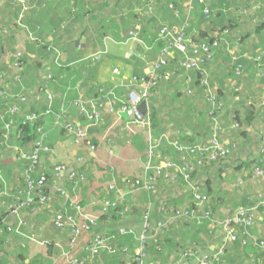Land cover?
<instances>
[{
  "label": "trees",
  "instance_id": "16d2710c",
  "mask_svg": "<svg viewBox=\"0 0 264 264\" xmlns=\"http://www.w3.org/2000/svg\"><path fill=\"white\" fill-rule=\"evenodd\" d=\"M174 2L175 6L173 5V7L176 12V9H180L177 8V1ZM201 5H203V12L198 17L200 23L206 21L211 24L215 23L217 20L210 18L213 10L210 17H207L204 13L207 7L210 9L212 7L207 3ZM0 13H2V7H0ZM190 14L192 15L191 11ZM149 16L142 15V18L139 19L143 20ZM174 17H176V14H174ZM189 19L190 15L186 14L183 23H189ZM216 25L219 28L208 25L203 27L204 29L199 30L200 33L194 32V34H191L188 29L186 33L195 43L206 41L210 45L213 61L204 60L201 63L203 69L208 71L209 66L216 60L219 51H223L229 59H232L233 55L229 49L234 47L236 43L237 46L240 45L241 42V36L237 35V26L235 24L227 22ZM207 27H210V29ZM0 32H3L1 27ZM159 40L161 48L168 46L167 40L160 39V37ZM40 47L42 53L40 61L30 62L27 55L21 53L23 57L21 60L22 67L15 72L17 74L20 72L22 76L20 83H24L23 87L25 90L22 94L25 95V93H28L27 91L32 93L24 96V102L20 104V112L12 115L8 108V104L13 105L15 103L13 96L5 95L0 103V106H2V109L0 107V264H39V262L40 264H45V259L38 258L43 254L37 256V258H30L24 254L25 252L33 253L32 248L29 249L30 243L24 245L22 240L24 238L28 240L30 235H34L37 238L41 235L40 238L48 241L46 247L50 252L58 249L56 243H60L66 248L67 257L60 256L62 259H55L56 264H70V260L74 258L83 260L86 264H101L103 262L108 264H135L134 260L138 256L136 251L141 243L139 242L140 237H138V243L135 244V228L129 225L128 222L118 223L114 216L117 215L119 219L125 218L128 215L139 213L140 209L137 208L136 202L132 204L133 197L130 196L123 200L121 192H119L120 184L115 170L112 169L116 174L115 176L113 175V178H117V183H107L105 185L102 192L107 191L109 195L102 198L101 214H93L96 222L92 224L90 220L82 218V212L92 213L87 210L82 199H77L74 196L73 187L82 186L91 176L95 177V174H88L84 170L78 171V168L72 167L69 163L63 161H57L56 163L47 162V157L44 153L51 147V143L49 141V132L45 130V119L49 116L46 111L51 109L53 112L54 100L58 96L57 93L50 89L54 83V78L57 76L55 75L56 72L49 68L48 58L49 60L51 57L58 59L55 51H61L62 53V49L48 43H42ZM174 53L182 57L179 51L176 50ZM17 60L18 57L12 66L14 69L16 68ZM252 65L255 66L257 63L253 62L250 66ZM177 68L183 71V80L187 74L194 76L191 83L185 84V88L194 89L195 86L199 87L202 99L209 105L206 111L207 116L211 119H209L210 121L206 128H203L201 135L197 134L194 139L183 141L176 136L170 135L164 128L159 127L160 111L157 107L151 106L149 117L154 122L152 133L154 135L156 132L157 134L160 133L156 137L163 138L159 149L160 152H163L164 147L169 146L168 142L171 140L188 146L208 143L212 140V135H218L221 142L226 139L230 140L223 145L227 153L224 155L219 152L214 159H211L208 153H205L206 151H198L199 153L193 162L195 168L188 174V177L180 171L177 172L179 182L167 181L162 178L158 180V183L159 181H164L165 184H169V191L178 192L181 196L177 197L178 199L176 197H164L165 195L163 196L161 191H157L158 183L152 189H139L141 185L137 183V177L129 176L122 180V183L132 196L142 193V198H145V203L143 202L142 206L143 224L145 225L148 219H150L152 226H158L163 223L158 232L149 233L146 238L144 248L148 255L146 257L148 264H163L167 262L172 249H176L178 251L177 256L179 255V259H177V256L175 258L173 254L171 255V257L175 258L173 264H181V255L188 249L194 248L200 255L210 254L222 245L223 230L210 231L209 227H206V223L197 224L193 216H202L204 212L209 211L210 215L218 221H225L229 218L233 220L239 210L251 207H256L254 226L245 227L237 223L234 224L233 230L236 238L227 245L224 255L219 257L215 264H264V253L258 246L253 244L252 239L248 240V244H244V240L250 236L264 241V96L261 101L257 103L254 101L251 104L246 102L242 104L240 101L235 100L236 103H233V107H229V99L226 101L224 94L216 90L214 83L217 78L213 77L210 71L206 74L198 70L189 72L180 69L178 65L177 67H172V64H170V69L174 75L179 72ZM164 71H167L166 67ZM242 72L241 75L244 74L245 68ZM260 74L261 76L264 75L263 67L260 69ZM26 76H29V78L25 79ZM140 76L143 77L144 75ZM145 76L149 79L147 75ZM173 78L174 76L166 83H171ZM202 79L205 82V86L202 84ZM8 83H10L9 87H12V81L10 80ZM26 84L31 86V90L34 91L28 89ZM209 87H212V93L217 96L218 105L221 104L220 108L214 106L208 100L207 89ZM35 92L36 96L33 95ZM151 93L153 94L154 91L152 90ZM186 95L192 96L187 92ZM233 96L237 98L236 92ZM35 97H37L38 101L40 97L43 102L46 101V104L42 106L40 104L36 105ZM182 97L184 96L182 95ZM75 101L77 100L72 102L74 103ZM227 106L229 108L227 109V121H225L224 116H219L217 113L222 114ZM27 116H33V119L28 120ZM64 119H67L66 116H64ZM102 122L100 121L99 123L103 124ZM260 122H263V128L261 127V131H258L255 127ZM134 123L136 122L128 119L127 123H124L123 128ZM79 127L78 122L72 130L67 126L65 120L61 123V129L65 133L71 130V135L75 137V144L78 147L75 149L77 155L73 157H79L76 161L80 162L81 157L84 160L89 159L86 162L87 164H92L93 159L91 158L94 156L92 153L97 149V145L94 143L88 144L84 137L80 138L77 133ZM160 128L161 131L158 132ZM225 131H231V137ZM5 134L8 139H6L5 143H2L1 140H3ZM166 137H169L168 142ZM110 138L109 135L106 136L104 139L106 144L109 143ZM239 140L248 148L251 146L252 150L256 149L254 153L251 151L250 153H240ZM5 144L8 145L6 148ZM146 146L145 141L141 142L139 150L142 151ZM81 161L84 162L82 159ZM60 165H65L66 168L69 167L68 171L63 172L64 175L55 173ZM72 173L75 174L74 179L70 176ZM186 178L195 187H199L202 190L206 197L204 200L194 197L192 185L185 180ZM141 181L143 182V179ZM176 183L178 184L174 185ZM182 187L184 195H182ZM186 193L189 194L186 195ZM101 195L104 194L102 193ZM154 197L158 198L160 203V217L158 216L155 222L150 217L152 204L149 203V200ZM183 198L186 201L179 205L184 200ZM138 203L142 204V199ZM60 214L67 220L64 228H58L55 223L56 215ZM172 214L177 215V217L170 218ZM69 218H71V221H68ZM185 221H189L192 228ZM44 223L45 225H43ZM83 223L90 224V228L83 229L84 233L78 238L77 243L71 245L74 226L82 227ZM42 227L44 229L41 230ZM122 228L134 229V234H123L120 231ZM201 235L204 239L202 238L199 241L197 237ZM188 236H191L192 244L186 245V241L183 238ZM97 237L109 238V245L113 246L116 252L113 254L106 250L98 253L91 252L89 247ZM127 237L134 239L129 241L133 243L126 241ZM85 238L86 241L84 243ZM211 244L217 245V247L209 248L208 246Z\"/></svg>",
  "mask_w": 264,
  "mask_h": 264
},
{
  "label": "crops",
  "instance_id": "0c3cea01",
  "mask_svg": "<svg viewBox=\"0 0 264 264\" xmlns=\"http://www.w3.org/2000/svg\"><path fill=\"white\" fill-rule=\"evenodd\" d=\"M174 1H177L178 7H176L180 9H176V12L173 7V5L175 6V4H173L175 3ZM202 1L203 0H159L154 6L151 16L140 20L139 18H142V15L144 16V10L146 9L144 0H25V6L29 8L24 14L23 23L28 25V27L26 26L25 28L21 26L20 23H17L22 5H18L14 0H2L0 2V7H2L0 27L3 29V32H0V56L2 57L4 55L5 57L2 60V66H0V73H5L9 68H13L12 66L19 53L24 55L27 53V51L24 52V49L18 48V50H16L17 53L9 59L7 58L5 45L12 42L16 44L23 43L25 42V39L27 41V46L30 45L29 43L33 41V36L27 33L30 30L38 34L37 38L45 40V43L56 45V47L62 49L61 59H53L51 56L50 60L48 58L49 68L55 71V75L57 76L54 78V83L51 85L50 89L58 94L57 98L54 100V108L51 107L53 112L45 119V130L47 128L46 131L49 132V141L52 146V151L49 153L50 156L57 158L58 161L62 160L65 162V160H68L69 165L72 167L75 166L78 168V171L84 170L85 172H88V174L94 173L96 175L97 170L93 167V164L86 163L89 159L84 160L80 157V162H77L76 160L79 157H73L77 155L75 148L77 149L78 146L71 144L69 141L70 136L67 132L65 133L64 130L61 129V124L55 128V119H57L58 115L64 111L66 112L64 113V116H66L67 119L73 118V120L78 122L81 127L88 129L87 132L89 131V133L87 134L86 132L84 140H86L88 144L94 143L97 145V149L92 153L94 156L91 159L98 162V152L103 151L106 155L108 154L109 150L105 147L109 143L106 144L104 141L108 133H105V129L101 127H89L90 125L87 118L80 112L81 107L74 106L72 101L82 100L89 104V101L92 100L91 98H96L98 93H103L101 90H110L111 93H115L114 98H112L111 101L106 102L107 104L102 107V110L104 111L105 119L109 118L113 120L109 132L111 133L114 131L116 133L118 139L115 140V143L118 144L122 142L120 136H124L123 133L126 132L123 126L127 123V120L130 119L129 110L125 109L130 103V95L128 93L129 89H131L130 79L135 75H146L154 70L153 63L157 59L161 50L158 31L160 26L164 23L171 25L175 23L182 24L186 14H189L190 22L185 23L184 25H187L186 29L190 30L191 34H194V32L200 33L199 30L204 29L203 27L208 25L219 28L216 24L221 25L222 23L232 22L237 26V35L241 36L240 45L237 46L236 43L234 47H239V51L242 50L247 56L252 58L253 56L250 55L251 52L253 54L262 53V56H264V0ZM204 3H207L212 7L213 14L210 18L217 20L213 24L207 21L200 23V20L198 19L199 14L203 12V5L201 4ZM190 11L192 15L190 14ZM173 13L176 14L177 18L174 17ZM137 22L141 23V30L139 38L135 39L130 35V31L134 28V25ZM207 28L210 29V27ZM137 40L138 42L135 43ZM19 45L22 46L23 44ZM241 45L243 48H241ZM105 47H108L109 49L108 55L105 54V56L103 55L99 61L92 62L89 58L90 55L94 51L102 48L104 49ZM32 52L34 53V55H32L34 58H29V61H40V58L42 57L41 48L39 49V52L37 50H33ZM65 59L67 62H63ZM227 62H230L227 54L223 51H219L216 60L208 69L212 76L217 78L214 83L216 90L223 93L226 101L229 99L228 106L233 107V103H236L235 100H239V98H234L233 94L236 92L234 91L236 88L233 86L230 87L227 81L228 79H231L229 78L231 73L229 69L226 68ZM259 63V65L257 64L255 66H250L251 64L246 65L245 72L241 75L243 77L242 79L245 81H250L249 79L256 77L258 79L257 86L253 85L251 91L248 89V95H242V99H248V104L253 103L250 101V98L259 97V93H262L264 88V75L261 76L260 74V69L262 67L264 68V57L259 60ZM171 64L172 67H177V61H173ZM114 69H118V72L116 73ZM178 71L179 72L174 75L171 83H166L158 89V93H156V91L151 95L152 102H149V107L151 110V106H155L160 112L161 110L157 105L168 107L169 113L164 117L160 116V121L162 122L161 128H164L165 131H170V133H172V130L176 131V133H172L173 136H176L183 141H190L192 138L194 139L197 134H201L203 128H206L208 125V122L210 121L209 119L211 118L207 116L206 110H208L207 108L209 105L204 99H202L199 87L197 88L195 86L194 88L197 95H186V88L183 82V71L179 69ZM5 75H7L8 78L11 77V75ZM5 75H0V81H2L0 82L1 101L4 99V96L9 93L8 87L10 83H8V81H10V79H6ZM176 76L180 78L174 80ZM56 79L58 80L56 81ZM26 87L31 90V86L26 84ZM20 89L21 90H17L25 92L23 86L20 87ZM27 92L29 93V91ZM239 94L241 95V92L238 93L237 96ZM33 95L36 96V92L33 93ZM182 95L184 97H182ZM242 101L243 100L240 102L242 103ZM35 104H40L42 106L46 104V101L43 102L39 97V101L35 102ZM84 105L91 108L89 105ZM110 106L114 108L111 111L108 109ZM173 106L177 107L176 112L173 111ZM228 106L226 112L229 108ZM0 107L2 109V106ZM173 115L178 118L176 122L171 120ZM179 118L181 119L179 120ZM135 122L136 123L132 124L135 125V131L126 132L125 135L129 138L128 142L130 144L132 143V145L128 143L129 145H125V147L120 150L118 149L117 152H119V155L127 154L128 156L132 153L131 159L138 157L139 163H137V166H139L143 173V166L147 160L146 154L148 150L146 140L149 137L148 133L150 131L141 127L142 122ZM102 127H104V125ZM174 127H177V129L175 130ZM261 127L263 128V122L258 123L255 128L258 131H261ZM161 128L158 132L161 131ZM65 134H67V139L64 137ZM159 134L156 132L154 135L153 133L154 136H158ZM54 135L58 136L57 141L53 140ZM73 138L75 139L74 136ZM111 140L112 139L110 138L109 142H111ZM66 141L70 142L71 145L65 143ZM144 141L145 146L146 144L147 146L140 151L139 144ZM73 144H75V140L73 141ZM58 147L63 149V156H61L62 153L58 152ZM168 149L169 148L164 147L163 152H160V154L163 156H169L168 152H171V150ZM109 154L112 157L118 155H113L110 151ZM81 159L84 162H82ZM112 169H114V167ZM126 171L128 170L126 169ZM117 172V178L120 184L119 188L121 190L119 192H121L123 200L131 196L133 197L132 204H135V202L137 205L140 204L138 201L141 199L142 203H145V198H142V193H137L132 196L129 190H127V187L122 183V180L125 177H138L139 174H127L123 172V169L122 172L118 171V168ZM161 182L165 184L164 181ZM94 186L96 185L93 184L91 187L89 181H86L82 186L78 185L77 187H73V193L77 199H82L90 213L97 215L101 214V206L103 205L101 202L102 198L109 194L107 191H104L102 192L104 195L100 196L99 194L97 199H95L96 197L92 192L95 188ZM167 187H169V185L166 184L165 187L160 184L159 189L161 190L159 191H161L163 196L165 195L164 197L169 198L176 197L175 193L169 191ZM164 190H166V192H163ZM149 203L152 204L150 217L154 221L160 213L159 199L154 197L149 200ZM142 209H140L139 213L128 215L125 218L119 219L117 215L114 216L115 219L118 220V223L128 222L129 225L135 228V244L138 243V237H141L144 231ZM206 227H208L207 224ZM42 229H44V227H42L41 230ZM204 230H206V228H204ZM38 237L40 238L41 235ZM197 238L200 241L203 236L201 235ZM22 240L23 244L26 245V238ZM133 240L134 239L129 237L126 239L128 242ZM85 241L86 238L84 243ZM35 243H37L36 246L39 250L34 249L33 253H24L30 258H37V256L43 254L38 258L45 259V264H56L55 259H62L61 257L65 258L60 247L57 246L58 249L50 252L46 246L40 245L38 242ZM208 247L214 248L217 247V245L211 244ZM176 255L177 254H175V256ZM178 256L177 259H179ZM64 262L66 263V261ZM101 264L108 263L103 262Z\"/></svg>",
  "mask_w": 264,
  "mask_h": 264
},
{
  "label": "built area",
  "instance_id": "2783aa9c",
  "mask_svg": "<svg viewBox=\"0 0 264 264\" xmlns=\"http://www.w3.org/2000/svg\"><path fill=\"white\" fill-rule=\"evenodd\" d=\"M16 1V3L19 5H22V8L19 11V18H18V22L21 23V26L26 27L27 25L25 23H23V19H24V14L29 10L28 7L25 6V0H14ZM159 0H145V6L146 9L144 11V16H151V13L154 10V6L158 3ZM172 5V4H170ZM211 11L212 9L210 8H206L204 10V13L206 14L207 17L211 16ZM183 23V22H182ZM186 23V22H185ZM183 24H179V26H175V25H171V24H166L163 25L160 29V39H165L168 41V46L163 47L160 56L158 57L157 61L154 63L153 67L154 70L151 71L150 73H147L146 75L149 77V79L146 78V76L144 75L143 77H141L140 75H135L131 80H130V87L132 88L131 84H134L135 89L131 90L130 92V103L131 106L130 108H136L143 100H148V103L150 102L151 99V91L158 85V82L160 80L161 77H165L166 81H169L172 79V77L174 76V73H172V70L170 69V61L169 58L168 60H166L164 58V56L168 55L169 57H171V52L172 51H179L182 54V57H180L177 60V65L180 69H184L187 70L189 72L193 71V70H198V71H202L203 73H208L207 70H204L202 67V61L204 60H210L213 61V56H212V51L210 49V45L208 44V42L203 41V42H197L195 43L194 41H192L189 36L186 34L187 38H185L184 40L182 39V37L177 38L178 34H177V30L176 29H184L187 28V25ZM140 30H141V23L137 22L134 25V28L130 31V35L135 38L138 39L139 38V34H140ZM58 49V48H55ZM58 55V59H61V51H55ZM187 58V61H183L184 58ZM22 55L21 53L18 54V60L16 62V70L18 71L21 67H22ZM95 59L92 60V62H96L99 61L101 59L100 55H96V57H94ZM157 63V64H156ZM156 64V65H155ZM165 67L167 68V71H164ZM116 72H118V69L115 70ZM21 73L19 72L18 74L15 73L13 75V81L14 82H20L21 81ZM12 81V80H11ZM193 81V76L190 74L186 75L185 78V82L186 84L191 83ZM202 84L205 86V82L202 79ZM209 97L208 100L211 101V103L214 106H218V108H220V105H218V99L217 96L212 93L213 89L212 87L207 89ZM186 92L190 95H194L195 94V89L193 88H186ZM24 98L19 99L18 103L15 102L13 103V105L8 104V108L10 109V112L12 114H16L18 112H20V104L22 102H24ZM217 101V102H216ZM74 104L76 106L81 107V113L84 114L85 116H87V120L89 122L90 126L96 125L97 123H99L100 121H102V115L98 114L97 112L101 110V107L103 106L102 103H96L95 105H92V108H88L87 106L84 105L82 100H77L74 102ZM129 108V109H130ZM108 109L111 111L113 110V108L110 106L108 107ZM150 111V107L148 106V112L147 115L145 117V119L141 124V127L145 130L148 131H152L153 130V124L154 122L152 121V119L149 117V112ZM52 110L48 109L46 111V114H51ZM64 111L59 114L60 116H62L64 118ZM28 120H32L33 116H27L26 117ZM65 120V119H63ZM62 120V121H63ZM62 123V122H61ZM67 126L72 130L73 128L76 127V125L74 124H69L68 122ZM132 124H129L128 127H130ZM8 127V125H7ZM81 129L78 128L77 129V133L79 136L82 137H86V135H82L80 134ZM151 134H153L151 132ZM152 138L151 144L149 145L148 149H152L153 151H151V154L149 155V158H153V155L155 156L156 153L160 154V150L159 147L161 146V142L163 140L162 137H156L154 135L150 136ZM167 142H168V137H166ZM7 135H4V138L2 141V143L6 142ZM166 142V143H167ZM168 144H171V141L168 142ZM174 144L176 145L177 151L180 154H187L188 157H196V155L199 153L198 151H205V148L208 146H212V140L209 141L208 143H205L203 145H200L198 143V145L201 146V149H199L197 146H188V145H184L181 143H177L174 142ZM215 145V143L213 144V146ZM221 145V144H219ZM179 146V147H178ZM222 148L221 149H216L215 147H213L212 151H207L210 152L208 153V156L211 159H214L217 157V153H221V154H226L227 150L226 148L223 147V145H221ZM203 160V159H201ZM170 161V160H169ZM165 161L164 163H161L159 165H154L152 163H148L149 165L147 166V171L151 172V174H145L143 175V182L141 181V179H138L137 183L139 185H141V187H139V189H152L154 188V185H156L158 183L159 179H166L167 181H177L179 179V176H177V172H182L185 174L186 177H188V174L191 173V171L194 170L195 166L193 163H177L176 161ZM201 162V161H200ZM202 163V162H201ZM69 167L66 168L65 165H60L57 167V172L58 174L64 175L63 172L68 171ZM175 171V172H174ZM74 173H72L70 176L72 179H74ZM62 177V176H61ZM187 182L190 183L189 179L186 178L185 179ZM192 185V189L194 190V197L196 199L199 200H204L206 197L203 194L202 190L199 187H195L194 184L190 183ZM44 200V199H42ZM107 204V203H106ZM255 210L256 207H251L249 209H245V210H239L237 212L236 218L235 219H226L225 221H218L216 219H214L211 215L209 211L204 212V214L201 215H196L193 216L194 219H196L197 224H204L206 223L210 229V231L215 232L218 229H222L223 230V243L221 246L218 247L217 250L212 251L210 254L206 253V254H198V251L193 249H188L186 250L184 253H182L181 258H180V263L181 264H215V261L224 255L225 253V248L227 247V245L229 243H231L235 238V233L233 230V225L234 224H238L241 226H254V221H255ZM82 218L85 220H90V222L92 224H95V216L93 214H87V213H83L81 214ZM177 215L172 214V216L170 218H176ZM55 223L57 225L58 228H64V226L67 224V220L64 218L63 215H56L55 217ZM68 221H71V218L68 219ZM163 226V223H160L158 226H152L150 219H148L145 222L144 225V231L139 239L140 245L136 251L137 253V257L135 258V264H148V260L146 259V257L148 256L147 253L145 252V242H146V238L148 237L149 233H153L158 232L161 227ZM90 228V224L88 223H83L82 227L81 226H74L73 230H72V239H71V245H75L77 243L78 238L81 236L82 233H84L83 229H88ZM123 234H134V229H127V228H122L120 230ZM249 235V234H248ZM250 236V235H249ZM32 238H34V240L36 242H38L40 245L46 246V243H48V241L44 240V239H37L36 236H32ZM252 239L253 244H255L256 246H258L261 251H263L264 253V241H262L261 239H254L251 236L244 240V244H248L249 243V239ZM56 246L60 247L62 249V254L64 256L67 257V251L65 249V247L60 244V243H56ZM89 249L91 250V252L93 253H98L102 250H106L109 253L113 254L116 252L115 248L111 245H109V238H105V237H97L96 239H94V242L90 245ZM264 260V258H263ZM70 264H86L85 261L83 260H79L78 258H74L72 260H70Z\"/></svg>",
  "mask_w": 264,
  "mask_h": 264
},
{
  "label": "rangeland",
  "instance_id": "374dc122",
  "mask_svg": "<svg viewBox=\"0 0 264 264\" xmlns=\"http://www.w3.org/2000/svg\"><path fill=\"white\" fill-rule=\"evenodd\" d=\"M2 0H0V2H1ZM202 2H205V0H203ZM1 14L2 13H0V16H1ZM23 22V21H22ZM17 23H19V22H17ZM167 23H164V24H162L161 26H160V28H159V35H160V29H161V27L163 26V25H166ZM183 24V23H182ZM20 25H21V23H20ZM27 25V24H26ZM172 25H175V26H179V24H177V23H175V24H172ZM27 27H28V25H27ZM25 28V27H24ZM29 30H30V27H29ZM177 30V34H178V36H177V38H179V37H182V39L184 40L185 38H187V36H186V33H187V29L186 28H184V29H176ZM38 32V31H37ZM29 35H31V36H33V41H31L29 44L30 45H28L27 46V44H26V39H25V42H23V43H7L6 45H5V47H6V50H7V58H11L12 56H14L15 55V52H16V50L18 49V48H22V49H24V52L25 51H27V53H25L26 55H27V58H34V57H32V55H34V53L32 52L33 50H37L38 52H39V49L41 48L40 47V45L42 44V43H45L46 41L45 40H43L42 38H41V40L39 39V38H37V35L38 34H36V33H34L33 31H29V32H27ZM25 35H26V33H25ZM27 37V36H26ZM185 41V40H184ZM19 44H23L22 46L21 45H19ZM39 46V47H38ZM239 46V45H238ZM38 47V48H37ZM55 47V46H54ZM241 48H243V46L241 45ZM162 49L163 48H161V50H160V52H159V56H160V54H162L161 53V51H162ZM239 47L238 48H236V47H234V48H232V49H230V53L233 55L232 57V59H230V62H227V66H226V68L227 69H229V71H230V75H229V78H231V79H228L227 81H228V83H229V86L230 87H235L236 89H235V91H236V95L238 94V93H240L241 92V95L239 94L238 96H237V98H239V100L238 101H241V100H243L242 101V103H244V102H246V103H248V99L247 100H244V99H242V95H248V92H247V90L249 89L250 91L252 90V88H253V85H255V86H257V81H258V79H257V77L256 78H253V79H249L250 81H245L244 79H242L243 77L241 76V72H242V70L245 68V66L246 65H250V64H252V62H255V63H257V64H260L259 63V60L260 59H263V57L264 56H262L263 54L262 53H257V54H253L252 52L250 53V55L251 56H253V58L252 57H249V56H247L246 55V53L245 52H243L242 50L241 51H239ZM105 50V51H104ZM108 53H109V49H108V47H105L104 49L102 48V49H98V50H96V51H94L91 55H90V60H93V59H95L94 57H96V55H100L101 56V58H102V56L104 55L105 56V54H107L108 55ZM158 56V57H159ZM158 57H157V59H158ZM5 57H4V55L1 57L0 56V66H2V60L4 59ZM164 58L166 59V60H168V58H169V61H170V63H172L173 61H177L178 60V58H180L177 54H175L174 53V51H172L171 52V57H169L168 55H166V56H164ZM157 59L154 61V63L157 61ZM183 61H187V58L185 57L184 59H183ZM63 62H67V60L65 59V60H63ZM154 63H153V65H154ZM213 63V62H212ZM157 64V63H156ZM155 64V65H156ZM115 70V69H114ZM208 71V70H207ZM15 72H17V70L16 69H14V68H12V69H8L5 73H0V75H5V74H8V75H13V73H15ZM50 72V71H49ZM117 73V72H116ZM208 73H209V71H208ZM260 77V76H259ZM5 78L6 79H10V80H12V86L13 87H8V92L9 93H7L8 94V96H13V99L15 100V102H17L18 103V101H19V99H22L25 95H31L32 93L31 92H29V93H25V95H23L22 93L23 92H21V91H18V90H21L20 89V87L21 86H23L24 85V83L22 84V83H20V82H14L13 81V76L11 77V78H8L7 77V75H5ZM29 78V76H26L25 77V79H28ZM133 78V77H132ZM131 78V79H132ZM177 78H180V77H175V79L174 80H176ZM130 79V80H131ZM58 79H56V81H57ZM0 82H2V81H0ZM184 84H186V82H185V79H184ZM250 83V84H249ZM166 84V78L165 77H161L160 78V80H159V82H158V85L153 89V91H154V93L156 92V93H158V89L160 88V87H162V86H164ZM131 86H132V88L131 89H129V95H130V92H131V90H133V89H135V86H134V84H131ZM14 89V91H13V89ZM262 88V87H261ZM18 89V90H17ZM264 89V88H263ZM256 90V89H255ZM31 91H34V90H31ZM238 91V92H237ZM20 92V93H19ZM101 92H103L102 94H97V97L96 98H91L92 100L91 101H89V104L88 103H86L85 101H83V103L84 104H86V105H89L91 108H92V105H95L96 103H102V107H104V106H106V102H109V101H111L112 100V98H114V95H115V93H111L110 92V90H106L105 91V89H103V90H101ZM235 94V93H234ZM260 94V96L259 97H257V98H250V101L251 102H257V101H261L262 99H263V94H264V90H262V93H259ZM197 95V94H196ZM257 96V95H256ZM61 98H63V97H61ZM1 99H2V97H1V94H0V101H1ZM38 100H37V97H35V102H37ZM150 101L152 102V99H150ZM65 102V101H64ZM64 102H62V103H64ZM73 103V102H72ZM104 103H105V105H104ZM73 105L75 106V104L73 103ZM130 106H131V103H129L128 105H127V108H125V109H127V110H129V108H130ZM159 108H160V110H161V112H160V116L161 117H164V116H166L168 113H169V109H168V107H166V106H161V105H157ZM102 107H101V110L100 111H98L97 113L98 114H100V115H102V118H103V124H100V123H97L96 125H93V126H89V127H95V128H99V127H101V128H104L105 129V133H108V135L112 138V140H111V142H109V144L108 145H106V147L105 148H108V150L111 152V154H113V155H116V154H118L119 152H117L118 151V149L120 150V149H122V148H124L125 147V145H129L130 143L128 142V140H129V138L127 137V136H125L126 135V132H134L135 131V129H134V127H135V125H131L130 127H128V126H125V131L126 132H124L123 134H124V136H120V138H121V140H122V142H120V143H118V144H116L115 143V140H117L118 139V137H116V133L114 132V131H112L111 133L109 132V130L111 129L110 128V126H111V124L113 123V120L112 119H109V118H106L105 119V117H104V111L102 110ZM161 107H163V108H161ZM176 109H177V107H175V106H173V111L174 112H176ZM12 114V113H11ZM227 114H228V112H226V109L222 112V114H219V113H217V115H221V116H224V120L225 121H227ZM13 115V114H12ZM185 115V114H184ZM125 116L127 117V115L125 114ZM226 117V118H225ZM86 118H87V116H86ZM64 118L62 117V116H60V115H58V118L57 119H55V122H54V124H55V128H57L60 124H61V122H62V120H63ZM177 119L178 118H176L174 115H173V118L171 119V120H173L174 122H176L177 121ZM181 118H179V120H180ZM66 122H68L69 124H74V125H76V121H74L73 120V118H70V119H66L65 120ZM159 127H161V121H159ZM104 125V127H102ZM175 125V124H174ZM173 127V126H172ZM80 129H81V131H80V134H82V135H86V132H87V130L88 129H84L83 127H79ZM174 129L176 130L177 129V127H174ZM46 130H47V128H46ZM89 133V131L87 132V134ZM169 133H170V131H169ZM172 133H176V131H173L172 130ZM172 133H170V135H172L173 136V134ZM225 133L226 134H228L230 137H231V135H232V133H231V131L230 132H227V131H225ZM67 134L70 136V138H69V141L71 142V144L72 145H74V146H77V144H73V141H74V138H73V136L71 135V130H68V132H67ZM67 134H65L64 135V137L67 139ZM149 134V137H148V139L146 140V143L147 144H151V141H152V138L150 137L151 135H153V134H151L150 132L148 133ZM128 135V134H127ZM198 135H201V134H198ZM129 136V135H128ZM82 136H80V138H81ZM57 138H58V136L57 135H54V137H53V140H55V141H57ZM169 138V137H168ZM211 138H212V146H208V147H206L205 148V153H207V151H212V149H213V147H215L216 149H221L222 148V146L221 145H225L226 144V142L228 141V140H230V139H226V140H224L223 142H221L220 141V139H219V137H218V135H212L211 136ZM232 140H234V139H232ZM93 141V140H92ZM70 142H68V141H66L65 143H68L69 145H71L70 144ZM94 142V141H93ZM124 142V143H123ZM174 142H176L175 140H171V144L167 147V148H169L168 150H171V152H168V155L169 156H163L162 154H159V153H156V155L154 156L153 155V158H149V155L151 154V151H153L152 149L150 150V149H148L147 150V156H146V158H147V160L145 161V163H144V172L142 173L141 172V169L139 168V166H137V163H139V161H138V157L136 158V157H134V158H132L131 159V157H132V153H131V155L130 156H128L127 154H125V155H117V156H110V154H109V151H108V156L106 155V153L105 152H98L97 153V159H98V162H95L94 160H93V167H95V169L97 170V173H96V177H94V176H91V178L90 179H88V181H89V185H91V187H92V185L94 184V185H96V186H94L95 188L93 189V193L95 192V194H94V196L96 197L95 199H97V197H98V195L100 194V196H101V194H102V190L104 189V187H105V185L107 184V183H114V182H116V180H117V178L115 177V178H113V175L115 176L116 174H118V172H117V168H118V171H121L122 172V169H123V172L124 173H137V174H139L138 175V177L136 178V180H138V179H143V175L144 174H151V172H149V171H147V166L150 164V163H152V164H154V165H159V164H161V163H164L165 161H176L177 163H193L194 162V160H195V157H188L187 156V154H180L178 151H177V148H176V145L174 144ZM239 142H240V146H241V152L240 153H250V151L252 152V153H254V150H256V149H253L252 150V148H251V146H249V148L246 146V145H244L242 142H241V140H239ZM129 143V144H128ZM178 143V142H177ZM215 143V145L213 146V144ZM219 144H221V145H219ZM130 145H132V143L130 144ZM198 145V144H197ZM6 146H8L7 144H5V148H6ZM99 146V145H98ZM179 147V146H178ZM199 149H201V146L200 145H198L197 146ZM73 148H75V147H73ZM76 149V148H75ZM117 149V150H116ZM159 149H160V147H159ZM58 152L59 153H62V148L61 147H58ZM52 151V146L44 153V155L47 157V162H51V163H56L58 160H57V158H54L53 156H50V152ZM105 151V150H104ZM128 151H130V150H128ZM208 153H210V152H208ZM162 155V156H161ZM61 156H63V153H62V155ZM37 157V156H36ZM205 160V159H204ZM231 160V159H230ZM60 161H62V160H60ZM169 161V162H170ZM225 161V160H224ZM232 161V160H231ZM65 162H67V163H69V161L68 160H65ZM116 162H118V163H116ZM149 163V164H148ZM95 164V165H94ZM114 167V170H115V173L112 171V168ZM126 169L128 170V171H126ZM8 173H9V171H8ZM129 177V176H128ZM210 177V176H209ZM175 182H179L178 180L177 181H175ZM247 182H250V181H247ZM117 183V182H116ZM160 184H162L163 186H165L166 187V184H164V183H162V182H160L159 181V183H158V187H157V191L158 190H161V189H159V187H160ZM178 184V183H177ZM177 184H175V185H177ZM169 185V184H168ZM168 188V187H167ZM121 191V190H120ZM163 192H166V190H164ZM77 194V193H76ZM187 194H189V193H186V195ZM175 195H176V197H181L179 194H178V192H176L175 193ZM182 195H184V189H183V187H182ZM184 199V198H183ZM186 200L184 199L183 201H181L180 203H179V205H182L184 202H185ZM142 206H143V203L142 204H138L137 205V208L138 209H142ZM87 214H89V213H87ZM155 220H157V218L156 219H154V221ZM185 223H187L188 225H189V227L190 228H192V226L190 225L191 223L189 222V221H185ZM263 224V223H262ZM43 225H45V223L43 224ZM264 226V225H263ZM29 236V235H28ZM32 236L33 235H30L28 238H29V240H26V243H30L29 244V249L30 248H32V250L34 251V249L35 250H39L38 249V247L36 246L37 245V243H35L36 241L34 240V238H32ZM191 236H188V237H185V238H183V240H185L186 241V245L187 244H192L191 242H192V239L190 238ZM37 239H39V238H37ZM206 240V239H205ZM32 243H34V244H32ZM35 245V246H34ZM32 246V247H31ZM36 247V248H35ZM178 249V248H177ZM177 252L178 251H176V249L175 250H173L172 249V251L170 252V257L169 258H167V262L168 263H171V264H173L174 263V259L176 258V256H175V253L177 254ZM56 253V252H55ZM174 255L175 256V258L174 257H171V255ZM153 257V256H152ZM167 262H165V263H163V264H168Z\"/></svg>",
  "mask_w": 264,
  "mask_h": 264
},
{
  "label": "water",
  "instance_id": "95a60500",
  "mask_svg": "<svg viewBox=\"0 0 264 264\" xmlns=\"http://www.w3.org/2000/svg\"><path fill=\"white\" fill-rule=\"evenodd\" d=\"M138 40L135 42L137 43ZM148 100H143L135 109L134 108H130L129 109V117L132 120L135 121H143L147 115L148 112Z\"/></svg>",
  "mask_w": 264,
  "mask_h": 264
}]
</instances>
